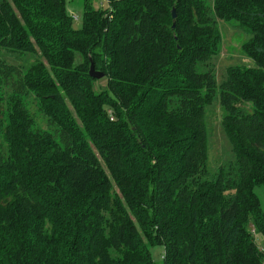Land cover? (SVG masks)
<instances>
[{"label": "trees", "instance_id": "16d2710c", "mask_svg": "<svg viewBox=\"0 0 264 264\" xmlns=\"http://www.w3.org/2000/svg\"><path fill=\"white\" fill-rule=\"evenodd\" d=\"M68 1L0 0V264H264V0Z\"/></svg>", "mask_w": 264, "mask_h": 264}, {"label": "rangeland", "instance_id": "374dc122", "mask_svg": "<svg viewBox=\"0 0 264 264\" xmlns=\"http://www.w3.org/2000/svg\"><path fill=\"white\" fill-rule=\"evenodd\" d=\"M94 3L98 7L99 6L103 8L108 7L107 0H94ZM67 8L72 16L78 17L77 20L74 19V25L80 27L82 22L83 10H84V0H72V1L70 0L68 1ZM221 28L224 35V42H223L221 54L216 59L217 74L219 80L223 79L226 68L229 65L250 63V60L244 55V53L241 50V46L243 42L246 41L247 36L240 30L233 28L232 26L229 25L223 24ZM105 85H106V80H104V78L100 79V81L97 83L98 87H103ZM30 108L32 113L37 115V107L34 104V102L31 104ZM37 117L40 125L43 128H47L48 125L44 117L40 115H37ZM209 117H210V125L212 128V135H211L212 165H216L226 158V155L230 152V144L228 143L226 137L222 132L221 109L218 106H216L213 109V111L209 113ZM256 193L259 195L264 209V186H258L256 188ZM256 239H257V243L261 247H263L264 238L260 235H257ZM151 250H152L153 258L157 262V264H162L164 257V248L162 246H155Z\"/></svg>", "mask_w": 264, "mask_h": 264}, {"label": "water", "instance_id": "95a60500", "mask_svg": "<svg viewBox=\"0 0 264 264\" xmlns=\"http://www.w3.org/2000/svg\"><path fill=\"white\" fill-rule=\"evenodd\" d=\"M172 16L174 19H176L178 16L175 8H173L172 10ZM173 27H175V23L173 24ZM89 74L91 77L96 79H102L105 76L102 71L96 69L95 64L93 62H91Z\"/></svg>", "mask_w": 264, "mask_h": 264}, {"label": "built area", "instance_id": "2783aa9c", "mask_svg": "<svg viewBox=\"0 0 264 264\" xmlns=\"http://www.w3.org/2000/svg\"><path fill=\"white\" fill-rule=\"evenodd\" d=\"M73 18H74V19H76V20L78 19V17H77V16H73Z\"/></svg>", "mask_w": 264, "mask_h": 264}]
</instances>
